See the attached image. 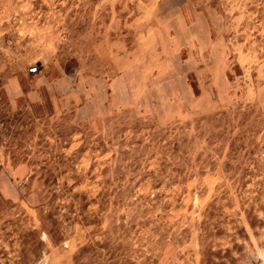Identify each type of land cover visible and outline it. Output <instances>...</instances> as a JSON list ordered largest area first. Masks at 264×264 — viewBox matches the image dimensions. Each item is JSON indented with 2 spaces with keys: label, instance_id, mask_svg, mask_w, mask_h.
Segmentation results:
<instances>
[{
  "label": "rangeland",
  "instance_id": "obj_1",
  "mask_svg": "<svg viewBox=\"0 0 264 264\" xmlns=\"http://www.w3.org/2000/svg\"><path fill=\"white\" fill-rule=\"evenodd\" d=\"M0 264H264V0H0Z\"/></svg>",
  "mask_w": 264,
  "mask_h": 264
},
{
  "label": "water",
  "instance_id": "obj_2",
  "mask_svg": "<svg viewBox=\"0 0 264 264\" xmlns=\"http://www.w3.org/2000/svg\"><path fill=\"white\" fill-rule=\"evenodd\" d=\"M30 72H31V73L38 72V68H37V66H36V67H33V68H31V69H30Z\"/></svg>",
  "mask_w": 264,
  "mask_h": 264
}]
</instances>
